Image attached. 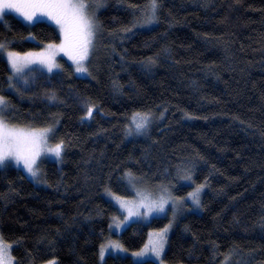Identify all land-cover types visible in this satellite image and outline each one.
<instances>
[{"label": "trees", "instance_id": "16d2710c", "mask_svg": "<svg viewBox=\"0 0 264 264\" xmlns=\"http://www.w3.org/2000/svg\"><path fill=\"white\" fill-rule=\"evenodd\" d=\"M95 1L87 77L61 58L58 71L28 73L16 89L0 57L5 119L51 129L49 146H62L59 160L42 161V183L14 159L0 163V235L15 264H100L123 216L111 197L137 188L184 206L130 223L119 237L127 250L171 226L168 264H264V0H156L151 23L149 0ZM60 40L46 21L0 19V44L13 51ZM136 113L149 117L141 130Z\"/></svg>", "mask_w": 264, "mask_h": 264}, {"label": "rangeland", "instance_id": "374dc122", "mask_svg": "<svg viewBox=\"0 0 264 264\" xmlns=\"http://www.w3.org/2000/svg\"><path fill=\"white\" fill-rule=\"evenodd\" d=\"M12 3L24 5L28 3V0H10ZM76 3H84L87 5V8L85 9L86 13L89 14L94 19L95 29H94V37L92 40V44L89 47V52L87 55V58L82 60L80 63L83 67L87 69L86 72H78L77 69V63L76 60L79 58V49L75 47H70L67 44H65V37L64 33L60 31V27L56 25L53 21L48 19L47 17H39V10H37V18L28 21L25 19V17L22 15V12L24 11H31L30 9L21 7L19 11L16 9H6L5 14L12 13L16 15L18 18H20L23 22L27 24H34L37 21H46L53 26H55L60 35L61 40L58 43H51L43 47L42 49L38 51H30V52H16L8 48L6 43H1L5 47L3 49H0V57H3L11 71V85L10 87L14 88H20L21 85L26 84V76L28 73H31L33 71H42L46 73H53L59 70V61L61 58L65 59L69 63L72 64L75 73L78 76L87 77L89 75V60L91 57V50L92 46H94L95 43V37L96 32L98 29V21H97V12H99L100 4L98 1L95 0H74ZM63 45V47H62ZM51 46V47H50ZM13 53L15 56L13 59L16 60L17 66L20 68V71H17L13 65L12 60L9 59L8 54ZM49 64L52 65V70L49 71ZM6 101V100H5ZM7 109V101H6V107H3L2 113H0V119L4 120L9 127H14L8 121L5 119V116H3L4 112ZM23 129V128H19ZM25 130H32V129H25ZM36 131L43 130V129H35ZM49 132L47 133L46 137V144L42 147L44 149L47 148H54L49 146ZM62 150V146H61ZM55 156V157H54ZM60 156H56L54 152H49L47 150H41L39 155L35 157V163L33 164V170L36 171V175L33 176L25 167L23 160H21L19 163L14 159L11 161L13 165H15L18 168H21L32 180H34L37 183H42L41 178V172H42V161L44 159H54L59 160ZM13 159L8 158L5 159V161ZM114 202L118 205L120 208L123 216L122 217H116L112 220L110 229L113 233L116 234V237L109 236L105 243L101 246V249L103 248V257H101V249L99 254V262L100 264H104V261L108 254H121V255H130L136 262H153L152 264H168L164 260V255L167 249L168 244V238L170 235V229L171 226H168L165 229H159V230H153L150 232L149 238L145 246L138 250V251H129L127 250L121 243L119 237L122 234L123 230L132 222L134 221H144L148 222L155 216H163L166 214H169L170 210H175L174 213H179L178 208L181 206L183 207V202L179 198H176L174 195H172L169 191L165 192L162 191L161 193L153 192L152 190L145 189V188H137L134 191V195L130 198H121L119 196L111 197ZM119 198V199H117ZM161 198H163L166 203H164L163 211H159L156 208H153L152 210H149L148 207L141 206V202L143 200V203H158L160 202ZM189 202V199H188ZM131 210V214L130 211ZM166 230V231H165ZM153 244H160L162 247L160 248L159 256L155 254V252L152 251ZM0 245L7 247V252L3 256L4 264H15V259L12 256L11 253V245L4 242L0 235ZM137 253H143V255H137ZM43 264H57L56 260H51L48 262H45Z\"/></svg>", "mask_w": 264, "mask_h": 264}, {"label": "snow or ice", "instance_id": "6c2138e0", "mask_svg": "<svg viewBox=\"0 0 264 264\" xmlns=\"http://www.w3.org/2000/svg\"><path fill=\"white\" fill-rule=\"evenodd\" d=\"M21 7L30 9L31 11H24L22 15L28 21H32L37 18V10H39V17H47L60 27V31L64 33L65 44L70 47L79 49V58L76 60L77 71L86 72L87 69L80 63L87 58L89 47L92 44L94 37V19L86 13L85 9L87 5L84 3H76L74 0H28V3L24 5L10 2V0H0V18L5 14L6 9L20 10ZM157 9L156 0H149L148 15L146 23H151L155 18ZM5 46L0 44V49ZM51 47V46H50ZM63 47V45H62ZM9 59L12 60L13 67L20 71L17 66L16 60L13 59L15 54L9 53ZM52 70V65L49 64V71ZM3 107H6V101L4 97H0V113L3 111ZM92 109H88V115L91 116ZM148 115L136 113L132 116V121L135 124L137 130H141L147 126ZM51 129L43 130H25L16 127H9L8 124L0 119V163L5 159L13 158L19 163L23 160L27 170L35 176L37 173L33 170V164L35 163V157L39 155L41 150H47L54 152L57 156L60 155L61 145H56L54 148L44 149L42 146L46 144L47 133ZM203 185L196 188V190L190 194L191 199L199 204V193L202 190ZM119 199V198H117ZM166 201L161 198L158 203H143L141 206L148 207L149 210L156 208L159 211H163V206ZM130 214H131V210ZM166 231V230H165ZM162 245L153 244L152 251L159 256L160 248ZM104 249H101V257H103ZM7 252V247L0 245V264H4L3 256ZM137 255H143V253H137Z\"/></svg>", "mask_w": 264, "mask_h": 264}]
</instances>
